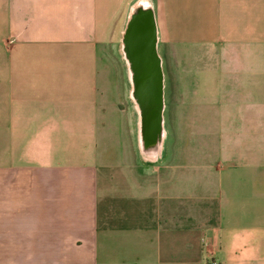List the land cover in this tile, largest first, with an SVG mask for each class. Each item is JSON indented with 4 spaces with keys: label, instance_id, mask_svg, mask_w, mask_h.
<instances>
[{
    "label": "crops",
    "instance_id": "obj_1",
    "mask_svg": "<svg viewBox=\"0 0 264 264\" xmlns=\"http://www.w3.org/2000/svg\"><path fill=\"white\" fill-rule=\"evenodd\" d=\"M208 257L264 264V0H0V264Z\"/></svg>",
    "mask_w": 264,
    "mask_h": 264
},
{
    "label": "water",
    "instance_id": "obj_2",
    "mask_svg": "<svg viewBox=\"0 0 264 264\" xmlns=\"http://www.w3.org/2000/svg\"><path fill=\"white\" fill-rule=\"evenodd\" d=\"M136 13V12H135ZM136 19V18H135ZM134 19V20H135ZM134 25H135V23H134ZM137 25V24H136ZM133 28H137V26H133L132 27V30H133ZM137 30V29H136ZM133 54V56L134 57H136V58H140V57H146L147 55H148V52H143V51H135L134 53H132ZM136 70H137V72H138V74H140V75H142V76H146V74H149L150 73V71H147L144 67H137L136 68ZM140 79H146V78H140ZM159 121V120H158ZM147 129V128H146ZM143 153H145L146 155H149V156H151L152 154H154L155 155V152L153 151V150H149V149H147V148H144V146H143Z\"/></svg>",
    "mask_w": 264,
    "mask_h": 264
},
{
    "label": "flooded vegetation",
    "instance_id": "obj_3",
    "mask_svg": "<svg viewBox=\"0 0 264 264\" xmlns=\"http://www.w3.org/2000/svg\"><path fill=\"white\" fill-rule=\"evenodd\" d=\"M134 62H132V65ZM151 63L152 64V68H145L147 71H150L149 74H146V78L148 79H159V67L157 65V62L156 61H152ZM137 66L134 65V67L132 66V70H133V78L134 79H140L141 77L145 78L144 76L138 74L137 70H136Z\"/></svg>",
    "mask_w": 264,
    "mask_h": 264
},
{
    "label": "built area",
    "instance_id": "obj_4",
    "mask_svg": "<svg viewBox=\"0 0 264 264\" xmlns=\"http://www.w3.org/2000/svg\"><path fill=\"white\" fill-rule=\"evenodd\" d=\"M202 264H216V261H215L214 258L208 257L207 259H205V260L203 261Z\"/></svg>",
    "mask_w": 264,
    "mask_h": 264
},
{
    "label": "rangeland",
    "instance_id": "obj_5",
    "mask_svg": "<svg viewBox=\"0 0 264 264\" xmlns=\"http://www.w3.org/2000/svg\"><path fill=\"white\" fill-rule=\"evenodd\" d=\"M117 74V68H115V75Z\"/></svg>",
    "mask_w": 264,
    "mask_h": 264
}]
</instances>
